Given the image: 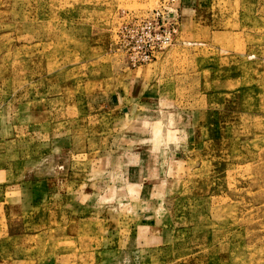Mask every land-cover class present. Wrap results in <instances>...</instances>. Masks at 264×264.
I'll list each match as a JSON object with an SVG mask.
<instances>
[{
  "label": "rangeland",
  "instance_id": "obj_1",
  "mask_svg": "<svg viewBox=\"0 0 264 264\" xmlns=\"http://www.w3.org/2000/svg\"><path fill=\"white\" fill-rule=\"evenodd\" d=\"M163 1L0 0V264H264V0Z\"/></svg>",
  "mask_w": 264,
  "mask_h": 264
},
{
  "label": "built area",
  "instance_id": "obj_2",
  "mask_svg": "<svg viewBox=\"0 0 264 264\" xmlns=\"http://www.w3.org/2000/svg\"><path fill=\"white\" fill-rule=\"evenodd\" d=\"M163 3L162 10L158 11L160 16L157 15L153 21L145 18L140 23L141 26L148 29L151 42L148 48L139 51L141 55L139 57L137 55L138 62L149 60L157 51L162 52L179 34L181 18V15H179V0H164ZM165 13H167V16H164ZM155 40H157V45Z\"/></svg>",
  "mask_w": 264,
  "mask_h": 264
},
{
  "label": "crops",
  "instance_id": "obj_3",
  "mask_svg": "<svg viewBox=\"0 0 264 264\" xmlns=\"http://www.w3.org/2000/svg\"><path fill=\"white\" fill-rule=\"evenodd\" d=\"M190 4V5H193V0H179V6H180V13H181V26H183V23H184V19H185V15L190 11V10H187L189 9L188 5L187 4ZM182 31V27L180 28V33Z\"/></svg>",
  "mask_w": 264,
  "mask_h": 264
}]
</instances>
